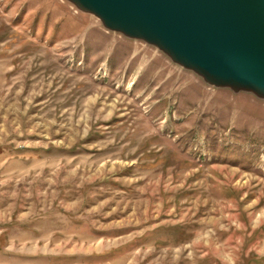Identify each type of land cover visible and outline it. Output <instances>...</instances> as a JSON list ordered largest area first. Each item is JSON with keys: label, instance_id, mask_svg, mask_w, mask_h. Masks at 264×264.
Listing matches in <instances>:
<instances>
[{"label": "rangeland", "instance_id": "obj_1", "mask_svg": "<svg viewBox=\"0 0 264 264\" xmlns=\"http://www.w3.org/2000/svg\"><path fill=\"white\" fill-rule=\"evenodd\" d=\"M0 264H264V97L0 0Z\"/></svg>", "mask_w": 264, "mask_h": 264}, {"label": "water", "instance_id": "obj_2", "mask_svg": "<svg viewBox=\"0 0 264 264\" xmlns=\"http://www.w3.org/2000/svg\"><path fill=\"white\" fill-rule=\"evenodd\" d=\"M216 85L264 97V0H71Z\"/></svg>", "mask_w": 264, "mask_h": 264}]
</instances>
